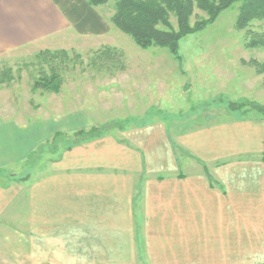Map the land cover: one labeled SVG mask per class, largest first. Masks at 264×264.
I'll list each match as a JSON object with an SVG mask.
<instances>
[{
  "label": "crops",
  "instance_id": "crops-1",
  "mask_svg": "<svg viewBox=\"0 0 264 264\" xmlns=\"http://www.w3.org/2000/svg\"><path fill=\"white\" fill-rule=\"evenodd\" d=\"M103 8L0 0V53L68 36L113 43L123 35ZM62 117L0 123V226L22 230L42 264H264V118L175 138L162 120L123 126L8 176L57 132L92 125Z\"/></svg>",
  "mask_w": 264,
  "mask_h": 264
},
{
  "label": "rangeland",
  "instance_id": "rangeland-1",
  "mask_svg": "<svg viewBox=\"0 0 264 264\" xmlns=\"http://www.w3.org/2000/svg\"><path fill=\"white\" fill-rule=\"evenodd\" d=\"M239 4L223 10L203 30L185 36L179 59L167 48H142L121 30L124 37L116 36L113 43L68 36L52 45L44 42L2 52L0 123L24 125L81 113L92 123L83 129L119 133L123 126L162 120L175 138L241 116L261 117L246 102L264 106V70H260L264 48L246 46L248 29L235 26ZM103 9L112 14L114 5L110 2ZM204 17L207 14L196 8L191 21ZM172 24L177 28L175 17ZM249 28L264 31V19L253 21ZM105 47L115 50L105 54ZM52 71L61 76L59 92L34 86ZM65 130L60 131L62 137L54 135L43 143L33 158L9 164L4 172L20 180L31 169L48 165L76 137V128ZM26 250L22 230L0 226V264H42L40 254L32 256Z\"/></svg>",
  "mask_w": 264,
  "mask_h": 264
},
{
  "label": "trees",
  "instance_id": "trees-1",
  "mask_svg": "<svg viewBox=\"0 0 264 264\" xmlns=\"http://www.w3.org/2000/svg\"><path fill=\"white\" fill-rule=\"evenodd\" d=\"M110 2L114 5L111 21L121 31L130 35L137 45L142 48L152 46L167 48L178 59L180 43L185 36L203 30L214 23L223 10L239 2L236 28L248 29L247 47L264 48V31L259 32L249 28L253 21L264 19V0H89L93 6ZM196 8L204 11L207 17L192 23L191 18ZM172 17L176 19L177 28L173 27ZM113 50L115 48L105 47L104 52L109 54ZM252 62L257 63V61ZM260 70H264V64ZM60 83L61 76L56 71H52L37 79L34 86L59 92ZM246 104L251 105L252 110H256L261 118H264L263 105L251 101ZM103 132L98 127L89 130L80 129L75 132L74 142L100 136ZM63 135L62 132H57L55 137ZM43 145H39L29 158L37 155Z\"/></svg>",
  "mask_w": 264,
  "mask_h": 264
}]
</instances>
